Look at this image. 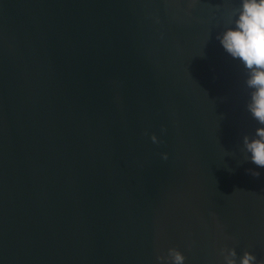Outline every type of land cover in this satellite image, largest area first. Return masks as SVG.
I'll return each mask as SVG.
<instances>
[{"label":"water","instance_id":"95a60500","mask_svg":"<svg viewBox=\"0 0 264 264\" xmlns=\"http://www.w3.org/2000/svg\"><path fill=\"white\" fill-rule=\"evenodd\" d=\"M239 4L0 0V264L264 260Z\"/></svg>","mask_w":264,"mask_h":264},{"label":"clouds","instance_id":"9594fccd","mask_svg":"<svg viewBox=\"0 0 264 264\" xmlns=\"http://www.w3.org/2000/svg\"><path fill=\"white\" fill-rule=\"evenodd\" d=\"M230 23L234 26L217 34L216 39L224 51L246 70L245 85L251 90L246 108L259 127L254 136L244 135L243 145L250 153V161L264 168V0H240L239 6L231 12ZM166 131V128L162 129V132ZM151 140L160 143L155 133L151 134ZM162 158L167 160L168 153H163ZM247 171L254 177L261 175L255 169ZM220 254L224 264H264V260H258L252 251L246 250L238 257L235 247L225 246ZM185 260L184 253L176 247L169 248L167 256H157L159 264H185Z\"/></svg>","mask_w":264,"mask_h":264}]
</instances>
